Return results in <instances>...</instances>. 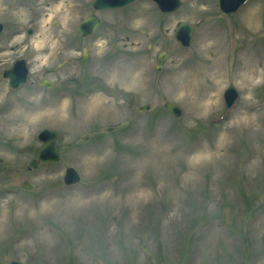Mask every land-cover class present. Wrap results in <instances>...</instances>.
I'll use <instances>...</instances> for the list:
<instances>
[{
	"label": "rangeland",
	"instance_id": "obj_1",
	"mask_svg": "<svg viewBox=\"0 0 264 264\" xmlns=\"http://www.w3.org/2000/svg\"><path fill=\"white\" fill-rule=\"evenodd\" d=\"M91 1L0 0V264H264V0L231 15L218 0ZM17 58L29 74L13 89ZM45 128L58 162L37 161Z\"/></svg>",
	"mask_w": 264,
	"mask_h": 264
},
{
	"label": "water",
	"instance_id": "obj_2",
	"mask_svg": "<svg viewBox=\"0 0 264 264\" xmlns=\"http://www.w3.org/2000/svg\"><path fill=\"white\" fill-rule=\"evenodd\" d=\"M135 0H93L92 4L95 9H113L121 8ZM161 11L171 12L176 10L181 4V0H154ZM247 0H218L219 8L223 13L230 14L237 11ZM99 24V18L96 15H90L83 19L78 26V32L84 36L90 35L95 27ZM3 28L0 23V32ZM28 32L31 29H27ZM193 28L188 23H181L175 32L176 39L181 42L184 46H188L191 40ZM161 58V57H159ZM159 69V67H158ZM28 68L24 59L16 60L11 67L4 69L3 77L8 78L11 87L18 86L21 82L26 80ZM41 85L44 87H52L53 83L43 78ZM238 97V91L233 84H229L224 90V100L227 107H230ZM164 108L168 110L174 117L181 115V108L171 102L165 101L163 104ZM148 109V105H139L138 111H145ZM125 123L121 124V126ZM117 127H107V131H111ZM88 136H83L82 141H86ZM38 138L43 141L42 148L38 151L37 161L38 162H57L60 159V151L57 143V135L53 130L43 129L39 132ZM79 174L73 167H67L63 176V180L66 184H72L79 181ZM24 188L30 189V184L25 181L23 184ZM9 264H22L19 261L11 260Z\"/></svg>",
	"mask_w": 264,
	"mask_h": 264
},
{
	"label": "flooded vegetation",
	"instance_id": "obj_3",
	"mask_svg": "<svg viewBox=\"0 0 264 264\" xmlns=\"http://www.w3.org/2000/svg\"><path fill=\"white\" fill-rule=\"evenodd\" d=\"M91 3H92V1H91ZM92 6V5H91ZM80 35V34H79ZM80 36H82V35H80ZM84 37V36H83ZM83 52V51H82ZM83 54V53H82ZM82 56H84V55H82Z\"/></svg>",
	"mask_w": 264,
	"mask_h": 264
}]
</instances>
